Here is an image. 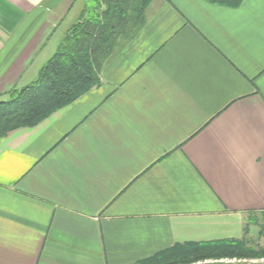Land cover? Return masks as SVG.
<instances>
[{
	"label": "crops",
	"instance_id": "1",
	"mask_svg": "<svg viewBox=\"0 0 264 264\" xmlns=\"http://www.w3.org/2000/svg\"><path fill=\"white\" fill-rule=\"evenodd\" d=\"M88 0H0V100ZM264 212V0H153L99 85L0 139V264H138Z\"/></svg>",
	"mask_w": 264,
	"mask_h": 264
},
{
	"label": "trees",
	"instance_id": "2",
	"mask_svg": "<svg viewBox=\"0 0 264 264\" xmlns=\"http://www.w3.org/2000/svg\"><path fill=\"white\" fill-rule=\"evenodd\" d=\"M152 1L88 0L78 22L70 28L57 53L39 71L36 80L15 90L11 99L0 100V139L16 130L37 126L98 86L103 66L143 27ZM206 1L231 7L242 2ZM261 258H264V249L250 248L244 239L178 246L138 264H196L207 260Z\"/></svg>",
	"mask_w": 264,
	"mask_h": 264
},
{
	"label": "rangeland",
	"instance_id": "3",
	"mask_svg": "<svg viewBox=\"0 0 264 264\" xmlns=\"http://www.w3.org/2000/svg\"><path fill=\"white\" fill-rule=\"evenodd\" d=\"M20 90V89H19ZM17 94V93H16ZM13 97L15 94H12ZM246 230L245 237L246 245L250 248L264 249V212H252L246 215ZM264 264V258L261 259H222V260H207L196 264Z\"/></svg>",
	"mask_w": 264,
	"mask_h": 264
}]
</instances>
